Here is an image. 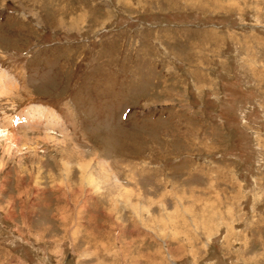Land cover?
<instances>
[{
	"label": "rangeland",
	"instance_id": "1",
	"mask_svg": "<svg viewBox=\"0 0 264 264\" xmlns=\"http://www.w3.org/2000/svg\"><path fill=\"white\" fill-rule=\"evenodd\" d=\"M0 75V264H264V0H0Z\"/></svg>",
	"mask_w": 264,
	"mask_h": 264
},
{
	"label": "bare ground",
	"instance_id": "2",
	"mask_svg": "<svg viewBox=\"0 0 264 264\" xmlns=\"http://www.w3.org/2000/svg\"><path fill=\"white\" fill-rule=\"evenodd\" d=\"M8 80L5 81L4 76L0 75V94L2 95L7 88H11V85L9 82H7ZM11 90V89H10ZM22 120L26 119V115H22ZM28 120V119H27ZM49 128V127H48ZM0 136H5L7 137L9 140H12L13 143H16L17 145L19 144L20 146H25L26 144V139L25 138H20V137H16L15 135L9 136L8 134L6 135L4 130H2L0 128ZM50 138H52L53 136H49ZM17 141V142H16ZM30 148V147H29Z\"/></svg>",
	"mask_w": 264,
	"mask_h": 264
}]
</instances>
